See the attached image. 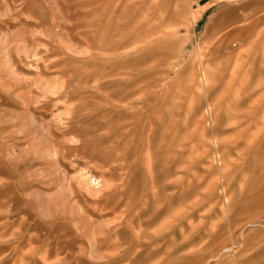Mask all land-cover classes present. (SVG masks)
I'll return each mask as SVG.
<instances>
[{
	"label": "rangeland",
	"instance_id": "374dc122",
	"mask_svg": "<svg viewBox=\"0 0 264 264\" xmlns=\"http://www.w3.org/2000/svg\"><path fill=\"white\" fill-rule=\"evenodd\" d=\"M0 264H264V0H0Z\"/></svg>",
	"mask_w": 264,
	"mask_h": 264
},
{
	"label": "bare ground",
	"instance_id": "6f19581e",
	"mask_svg": "<svg viewBox=\"0 0 264 264\" xmlns=\"http://www.w3.org/2000/svg\"><path fill=\"white\" fill-rule=\"evenodd\" d=\"M115 7V6H114ZM110 54V53H109ZM203 76V75H202ZM201 76V77H202ZM203 78V77H202ZM133 87V86H132ZM127 90V89H126ZM131 90V89H130ZM134 90V89H133ZM128 100V99H127ZM127 102H125V104H126ZM124 104V103H123ZM128 105V104H127ZM127 105H124L125 107L127 106ZM146 105V104H145ZM131 107V106H130ZM129 107V108H130ZM127 108V107H126ZM125 108V109H126ZM128 108V109H129ZM146 112V111H145ZM132 114V113H131ZM143 114H145V113H143ZM134 115V114H133ZM141 117V116H140ZM143 118V117H142ZM144 120V119H143ZM141 121V120H140ZM142 122V121H141ZM127 124H129V123H126V125ZM124 127L126 126V125H124V124H122ZM145 125V124H144ZM123 127V128H124ZM122 128V127H121ZM122 128V129H123ZM121 129V130H122ZM131 129H133V128H131ZM131 129H129V131L131 132L132 130ZM129 132V133H130ZM123 133V132H122ZM124 133H126V132H124ZM119 135H120V133H119ZM124 135H126V134H124ZM123 136V135H122ZM122 138V137H121ZM134 212V211H133ZM138 212V211H137ZM160 213V211L159 212H157V210H156V212L155 213H152V214H150V215H147V216H145L144 218L143 217H141L142 219H140L139 218V220H138V218H136L137 220H138V224H139V226L141 225V228H142V226L143 225H147V224H149L150 222H152L157 216H158V214ZM137 215H138V213H136ZM128 215V214H127ZM130 215V214H129ZM132 216H133V214H131ZM141 216V215H140ZM139 216V217H140ZM143 216V215H142ZM126 217V216H125ZM135 217H138V216H135ZM129 218V217H128ZM127 218V219H128ZM132 218V217H131ZM133 219V218H132ZM130 220V222H131V219H129ZM133 220H135V219H133ZM132 220V221H133ZM129 222V221H128ZM127 223V222H126ZM132 224V223H131ZM143 224V225H142ZM148 226V225H147ZM145 228V227H144ZM145 230V229H144ZM161 231V230H160ZM139 233H142V234H144L143 232H139ZM155 233V232H154ZM141 234V235H142ZM156 234H157V232H156ZM138 235V234H137ZM140 235V236H141ZM143 236V235H142ZM160 237H162V236H160ZM142 238V237H141ZM143 238H144V240L142 239V240H138V243L140 244V245H142V247H145V246H147L148 244H153V243H155L156 244V242H158L159 241V237H156V235L155 234H153V233H145L144 234V236H143ZM137 240V239H136ZM151 244V245H152ZM150 245V246H151ZM149 247V246H148ZM144 250V249H143ZM136 252V251H135ZM152 253V252H151Z\"/></svg>",
	"mask_w": 264,
	"mask_h": 264
}]
</instances>
